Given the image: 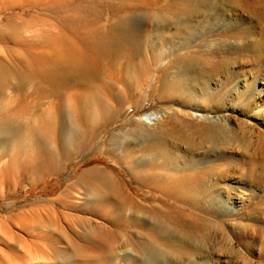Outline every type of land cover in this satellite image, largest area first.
Instances as JSON below:
<instances>
[{"label":"bare ground","instance_id":"bare-ground-1","mask_svg":"<svg viewBox=\"0 0 264 264\" xmlns=\"http://www.w3.org/2000/svg\"><path fill=\"white\" fill-rule=\"evenodd\" d=\"M2 7L32 10L41 33L22 44L23 59L17 41L0 56L2 181H40L103 149L123 163L140 156L127 170L143 199L101 169L68 186L100 209L65 216L64 228L48 222L75 237L64 250L47 240L59 264H238L237 250L241 264H264V0ZM17 23L6 26L18 34ZM151 97L175 107L141 118L145 134L132 137L133 122L110 134L124 106Z\"/></svg>","mask_w":264,"mask_h":264},{"label":"rangeland","instance_id":"rangeland-1","mask_svg":"<svg viewBox=\"0 0 264 264\" xmlns=\"http://www.w3.org/2000/svg\"><path fill=\"white\" fill-rule=\"evenodd\" d=\"M31 12L32 10L27 8L24 11L19 7L0 8V56L2 58L8 60L5 43H9L13 49L14 41H17V50H15L18 53L17 58L23 59L26 54L23 52L22 44L34 42L30 39L31 32L34 31L41 35L39 29H35L39 27L38 24L30 26L32 25L29 23L32 20ZM16 18L17 24L20 25L15 27L19 29L18 34L12 32L9 29L10 26H6ZM2 25L5 26L2 28ZM43 30L44 28H41V32ZM144 93L147 94L146 91ZM8 94L11 96L13 93L11 94V90H8L5 96ZM173 107H175L173 102H158L155 97L144 100L139 105L127 104L123 108L125 110L123 117L109 125V132L111 135L122 131L126 132L132 128L130 124L133 122L135 129H131L132 137L135 134H145V124L139 121L141 118L147 114L160 112L164 109L169 110ZM24 109L26 108L24 107ZM103 150L99 153H90L75 158L67 165L65 173L53 174L32 183L28 179H23L13 180L7 184L2 181L0 175V264H59L55 260L47 240H50L55 249L64 250L67 243L65 235L71 239H75V237L71 232L62 235L56 227L47 228L46 225L50 220L59 219V226L64 228L66 227L65 216L81 215L80 209L90 204L80 187L68 189V186L84 171L101 169L117 180L127 195L136 199H143L146 196L145 190L131 178L127 170V167L137 162L140 156L132 154L126 163H123L125 159L121 155L113 156L105 149ZM4 152L0 150V156ZM258 152L261 153L257 151V154H253L254 157L258 155ZM258 157L261 158L262 155L259 154L256 159ZM3 158L0 159V168L6 163V159ZM252 167L251 175L260 172L258 166H254V170L257 168L256 173ZM66 191H68L67 194ZM90 205L94 209H100L97 202ZM85 217L96 219L88 214H85ZM241 253L237 250L233 256L235 260L237 259L238 264H241L243 260Z\"/></svg>","mask_w":264,"mask_h":264}]
</instances>
